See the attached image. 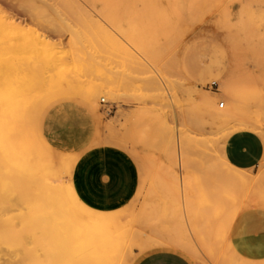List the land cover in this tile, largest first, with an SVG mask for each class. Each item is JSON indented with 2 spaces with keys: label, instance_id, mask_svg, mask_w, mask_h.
Listing matches in <instances>:
<instances>
[{
  "label": "rangeland",
  "instance_id": "374dc122",
  "mask_svg": "<svg viewBox=\"0 0 264 264\" xmlns=\"http://www.w3.org/2000/svg\"><path fill=\"white\" fill-rule=\"evenodd\" d=\"M43 1L44 7L31 8L20 0H0V14L14 23L19 43L46 36L50 45L40 53L43 69L36 78L64 82L60 92L75 99L63 104L97 101L94 116L73 128L91 139L99 136L102 142L95 148L121 156L138 170L139 181L130 200L112 209L129 211L125 220L100 229L94 241L72 237L49 247L22 228L13 210V189L1 184L0 264H91L93 255L116 262L134 256L137 264L161 255L179 256L188 264H228L220 253L226 247L223 233L239 215L225 212L233 199L219 187L217 173L226 166L216 141L240 121L206 129L196 98L208 94L217 109L234 108L230 93L215 83L222 76L236 91L238 115L264 121V0H108L107 14L89 0ZM22 29L27 36L20 35ZM171 128L175 151L167 155ZM187 136L211 140L209 162L199 142L186 147ZM120 140L137 145V151L126 150ZM74 167L70 160L65 176L74 174ZM210 167L216 174L208 172ZM246 173L261 180L259 201L248 207L256 220L234 227L258 237L264 234V158ZM20 189L28 204L43 203L29 171Z\"/></svg>",
  "mask_w": 264,
  "mask_h": 264
},
{
  "label": "bare ground",
  "instance_id": "6f19581e",
  "mask_svg": "<svg viewBox=\"0 0 264 264\" xmlns=\"http://www.w3.org/2000/svg\"><path fill=\"white\" fill-rule=\"evenodd\" d=\"M52 1L55 5L64 3V0ZM164 1L167 4H179V0ZM20 2L31 8L46 5L43 0ZM89 2L107 14L108 0ZM94 21L101 25L99 20ZM13 25L8 17L0 14V185L13 189L15 217L22 228H27L37 237L38 244L42 245L46 240L49 247V243L57 245L63 239L72 237L94 241L101 237L100 229L119 224L128 217L129 211L97 210L81 198L74 184L73 172L70 176H65V167L70 160L75 161L76 165L86 151L97 147L102 140L99 136L88 138L86 131L73 128L72 123L66 129V124H63L60 117L69 113L76 122H80L85 116L90 118L94 116L91 110H96L97 101L90 102L87 106L63 104L75 99L71 93L60 92L64 82L59 78L47 82L42 77L37 79L39 75L36 74L43 69L40 53L45 46L50 45L46 36L44 39L35 36L31 42L27 40L19 43L18 40L15 41ZM19 33L21 36L28 34L24 29ZM215 83L230 93L235 106L219 110L210 95L199 93L196 99L207 117L202 125L209 129L218 122L240 121L238 127L216 141L217 148L221 151L220 161L226 166L217 173L221 183L219 187L222 191L229 192L233 199L231 210L225 212L233 217L239 215L238 221L235 218V222L226 227L223 233L226 247L221 248L220 253L228 264H264V259L253 260L242 254L230 238L235 223L246 221L251 226L254 224L256 214L248 207L259 201L260 192L256 191L259 190L258 183L261 180L246 173L247 170L233 166L225 155V145L230 136L242 130L264 135V121L252 116H239L236 110V91L222 76H218ZM68 84L71 85L72 81L68 80ZM219 106L225 107V102H220ZM170 133L169 148H165L167 155L175 151L176 144L173 129ZM166 141L164 140L165 143ZM198 142L201 144V153L209 162L213 156L211 140L184 137V144L188 149L195 147ZM119 143L130 152L137 151V145L121 140ZM213 169L208 168V172L215 173ZM26 171H29L32 180L37 183V197L43 201L41 204H28L22 197L20 184ZM241 205L243 209L238 212V206ZM233 208H236V212ZM4 213V205L0 200V222ZM58 230H65V237ZM92 259L91 264H137L134 256L122 258L118 262L107 256L93 255Z\"/></svg>",
  "mask_w": 264,
  "mask_h": 264
},
{
  "label": "crops",
  "instance_id": "0c3cea01",
  "mask_svg": "<svg viewBox=\"0 0 264 264\" xmlns=\"http://www.w3.org/2000/svg\"><path fill=\"white\" fill-rule=\"evenodd\" d=\"M70 118L69 113L60 117L66 129L69 124L76 123L74 118L67 122ZM225 155L239 169H255L264 158V139L254 131H238L226 142ZM138 181V170L106 148L86 151L74 167V184L79 195L86 204L98 210H112L125 205ZM232 242L241 252L254 258H264V234L257 237L234 227ZM145 264L188 263L179 256L161 255L152 257Z\"/></svg>",
  "mask_w": 264,
  "mask_h": 264
}]
</instances>
